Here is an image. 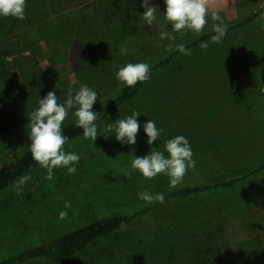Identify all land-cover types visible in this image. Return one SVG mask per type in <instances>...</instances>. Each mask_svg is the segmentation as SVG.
<instances>
[{
    "label": "rangeland",
    "instance_id": "obj_1",
    "mask_svg": "<svg viewBox=\"0 0 264 264\" xmlns=\"http://www.w3.org/2000/svg\"><path fill=\"white\" fill-rule=\"evenodd\" d=\"M118 1L35 0L17 28L10 22L0 32V169L30 148L28 116L49 91L64 103L70 91L74 95L86 84L98 93L95 111L125 87L116 78L121 67H152L178 45L213 31L214 23L206 25L202 35L172 32L164 18V0H151L157 7L152 25L142 13L118 9ZM263 5L264 0H239L234 6L241 14L236 19L226 14L231 20L223 21L229 26L249 18V25L219 44L208 41L207 50L199 46L190 56L178 55L136 98L99 125L95 144L84 137L69 144L65 151L80 156L73 165L75 174L57 168L49 181L41 168L20 186L19 195V182L0 194V262L95 220L155 203L141 200V192L166 195L185 186L240 178L263 165L264 8L257 13ZM126 24L135 29L133 34L124 32ZM161 32L176 39L162 40ZM134 111L141 125L137 143L122 145L107 126ZM74 112L69 111L63 125L76 121ZM149 120L163 129L151 146L143 129ZM176 136L190 142L196 161L180 185L170 187L165 174L147 180L132 171V155L143 157L156 148L168 157L165 142ZM66 202L71 208L64 207ZM61 211H67L66 219L59 218ZM197 260L264 264V172L230 189L171 200L125 231L90 245L75 264ZM25 264L53 263L41 259Z\"/></svg>",
    "mask_w": 264,
    "mask_h": 264
},
{
    "label": "clouds",
    "instance_id": "obj_2",
    "mask_svg": "<svg viewBox=\"0 0 264 264\" xmlns=\"http://www.w3.org/2000/svg\"><path fill=\"white\" fill-rule=\"evenodd\" d=\"M166 12L165 20L171 25L172 32L180 36H187L189 32L202 35L208 23V11L210 0H164ZM143 19L148 25H152L157 19V7L152 6L151 0H142ZM26 0H0V17L16 18L20 21L26 17ZM211 19L218 23L213 24L215 35L211 37V42L219 44L227 35V25L222 17L213 14ZM160 39L175 40L176 37L170 32H161ZM202 49L207 50L208 42L200 44ZM179 52L191 55L183 44L177 46ZM168 51H172V45L168 46ZM127 54L126 49L121 50ZM117 80L128 88H134L138 83L151 80V65L147 63H129L123 66L116 73ZM264 91V90H262ZM98 93L86 84H82L78 91L68 93L64 103L58 102L55 91H49L47 95L39 100V107L33 111L29 117L27 128L28 136L31 141V155L40 167L47 170L46 180H53L54 169L67 168L68 174H75L76 168L73 166L80 160V156L74 152H66L64 146L68 143L69 137L63 133V123L69 115V111L75 109L74 115L76 126L83 130L85 139H91L94 144L99 136L96 123L101 113L93 111V106L97 102ZM138 112H133L125 119H118L115 123L107 126L108 131H114L115 139L122 145H135L141 125L138 123ZM144 132L148 137V145H153L163 132L162 128H157L156 123L149 120L143 125ZM165 149L169 154L165 157L164 153L152 148L151 152L143 157L132 155V171H139L147 180L156 178L159 174L169 177L170 187L176 188L183 182L188 169H194L196 161L193 159V151L190 142L184 136H176L165 142ZM109 158V157H108ZM111 159V158H109ZM131 173H129L130 177ZM31 177L26 175L20 178L17 185V195L20 194V186L25 184ZM35 191V188L33 189ZM139 198L147 203L164 202V195L161 193L152 194L144 191L138 194ZM64 207L71 208V203L66 202ZM67 211H61L59 218H67ZM126 224L122 221L121 230L126 229Z\"/></svg>",
    "mask_w": 264,
    "mask_h": 264
},
{
    "label": "trees",
    "instance_id": "obj_3",
    "mask_svg": "<svg viewBox=\"0 0 264 264\" xmlns=\"http://www.w3.org/2000/svg\"><path fill=\"white\" fill-rule=\"evenodd\" d=\"M34 2L35 0H26V8H29ZM116 7L118 9H124L128 14L133 12L143 13L145 11L144 7H142V0H119L116 4ZM263 8L264 5L257 13H262ZM10 22L14 23L12 24L13 28H17L19 26L20 20L11 17H0V32L4 31V29ZM250 22L251 20L248 18L227 26L226 36H228L232 31L236 29H240L249 25ZM124 28V32L126 34H133L135 32V29L127 24ZM213 35H215L214 31L207 32L205 35L186 45L185 48L187 50H197L201 43L210 41ZM180 54L181 52H179V50L177 49L167 58L157 62L154 66H152L151 80L161 70L167 68ZM150 81L138 83L134 88H128L127 86H125L116 97L112 98L103 106L95 110V112L101 113V117L96 123L98 125H101L103 122L112 117L124 104L136 98L148 86ZM63 133L64 135L69 137L68 143L64 146V148H66L72 142L84 137L83 130L76 126V121L63 125ZM41 168L42 167H40L39 164L34 161L29 148L15 161L8 163L0 169V194L16 185L20 181L21 177L26 175L29 176L30 174ZM261 172H264V164L254 171L248 172L246 175L240 178L232 179L229 181H215L207 184L185 186L176 189L164 195L165 199L163 203L155 202L152 205L145 206L141 210H138L136 212L118 214L95 220L71 232L65 233L62 236L57 237L51 241L26 248L14 256L5 258L0 262V264H25L41 259L48 260L53 264H75L76 259L79 257V255L85 252L90 245L112 235L118 234L122 231H125L126 229L135 225L139 219L145 216L152 215L161 205L171 200L186 199L192 196H197L216 190L230 189L240 181L246 180L250 176ZM122 221L127 226L124 230H121L120 228V224ZM198 252L196 256L200 257L202 253ZM200 263L203 262L197 260L195 264ZM206 264L217 263L208 261L206 262Z\"/></svg>",
    "mask_w": 264,
    "mask_h": 264
},
{
    "label": "crops",
    "instance_id": "obj_4",
    "mask_svg": "<svg viewBox=\"0 0 264 264\" xmlns=\"http://www.w3.org/2000/svg\"><path fill=\"white\" fill-rule=\"evenodd\" d=\"M245 1L249 2V0H245ZM238 2H239V0H210V6H209V11H208V17H207L208 18L207 25L210 26L211 24L215 23V21H213L211 19L213 14L220 15L222 17V19H225L224 15H226V14H227V16L230 15L231 18L236 19L237 18L236 16L241 14L240 10L236 9V7L234 6L235 4L237 5ZM228 4L230 5L231 8L227 6ZM232 14H234V15H232ZM230 17H227L226 19L228 20V18H229V20H231ZM235 19H233V20H235Z\"/></svg>",
    "mask_w": 264,
    "mask_h": 264
}]
</instances>
